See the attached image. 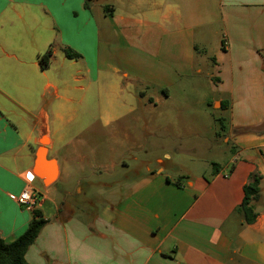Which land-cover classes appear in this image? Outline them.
Wrapping results in <instances>:
<instances>
[{
	"label": "crops",
	"instance_id": "crops-1",
	"mask_svg": "<svg viewBox=\"0 0 264 264\" xmlns=\"http://www.w3.org/2000/svg\"><path fill=\"white\" fill-rule=\"evenodd\" d=\"M207 36L210 62L196 52ZM211 108L226 116L219 131ZM211 131L223 164L179 176L172 159L185 164ZM44 137L57 165L49 186L33 175ZM130 140L159 152L168 170L157 160L107 192L102 178ZM85 172L99 189L93 211L67 201ZM255 176L256 217L246 224L238 208ZM27 186L46 221L28 264H264V0H0L5 243L33 218L16 203Z\"/></svg>",
	"mask_w": 264,
	"mask_h": 264
},
{
	"label": "rangeland",
	"instance_id": "rangeland-1",
	"mask_svg": "<svg viewBox=\"0 0 264 264\" xmlns=\"http://www.w3.org/2000/svg\"><path fill=\"white\" fill-rule=\"evenodd\" d=\"M207 41L202 45L199 42L197 43V54L200 55H206L208 58V62L212 59V48L215 42L214 36H207ZM207 69L203 70L204 73H213L210 63L207 65ZM204 74V75H205ZM210 76V74H209ZM200 78V77H198ZM204 78V77H203ZM206 79H203L202 82H206ZM99 109L95 106H90L89 110H91L92 114H98ZM209 110V109H208ZM211 114V118L214 119H220V117H225V114L220 115V111L214 108H211L208 111ZM215 129L218 130L220 127V124L218 121H213ZM208 140H204L203 144L201 145L202 141L199 142L198 146L195 150V155L192 157H187L188 161H185V164L177 162V159H172L170 162V165L172 168H175L178 170L176 173L180 175H194L199 172H204L205 175H209L210 172L213 170V165L210 162V160L213 159V161L219 163L220 165L223 164L222 161V155L219 154V148H222L223 143L220 140L214 139L213 131L208 132L207 134ZM125 149L123 153L120 155L119 161L116 163L114 172H110L108 176L102 178L103 181L108 182V188L105 189L107 192H111L115 190L114 192H119L120 189H122V186L125 182L132 180L133 178L137 177L138 175L150 171L151 169L155 168L156 161L160 160L165 170H168L169 164L161 159V156L159 152L150 149L148 147L140 149H134L131 140L130 142H125ZM191 158V159H190ZM88 172H85L84 176H86L85 179H83L80 183V185L76 188L72 185L68 186L69 192H71V195L67 198V201H77L78 205L80 206H87L88 209L91 211L97 209L100 205L99 199H98V188L94 185L96 178L88 176ZM177 180L185 179L183 178H176ZM56 187L60 188V186ZM103 191V190H102ZM112 193V192H111ZM38 196V195H37ZM39 198V196H38ZM87 200H92L91 204H87Z\"/></svg>",
	"mask_w": 264,
	"mask_h": 264
},
{
	"label": "trees",
	"instance_id": "trees-1",
	"mask_svg": "<svg viewBox=\"0 0 264 264\" xmlns=\"http://www.w3.org/2000/svg\"><path fill=\"white\" fill-rule=\"evenodd\" d=\"M88 1L90 0H85V6H87ZM63 53L68 59H75L79 57L78 54L70 49H64ZM48 57L49 52H46L39 57V63L42 68L48 65ZM216 121L219 122L220 120L217 119ZM258 183L259 178L255 176L253 181L246 185L243 189V199L238 210L241 212L243 220L246 224H252L255 221L256 216L250 202L258 198ZM32 215L33 218L27 229L16 240L10 243H5L0 237V264H28L24 258L25 252L34 242L40 229L46 223V221L41 218L39 212L33 211Z\"/></svg>",
	"mask_w": 264,
	"mask_h": 264
},
{
	"label": "water",
	"instance_id": "water-1",
	"mask_svg": "<svg viewBox=\"0 0 264 264\" xmlns=\"http://www.w3.org/2000/svg\"><path fill=\"white\" fill-rule=\"evenodd\" d=\"M44 138L41 139V146L37 149L35 154L33 175L40 179L44 186H49L56 180L57 165L55 160L48 159L46 156L44 145L47 142L42 141Z\"/></svg>",
	"mask_w": 264,
	"mask_h": 264
},
{
	"label": "built area",
	"instance_id": "built-area-1",
	"mask_svg": "<svg viewBox=\"0 0 264 264\" xmlns=\"http://www.w3.org/2000/svg\"><path fill=\"white\" fill-rule=\"evenodd\" d=\"M39 200L36 191L32 187H25L16 198V203L21 208L33 212Z\"/></svg>",
	"mask_w": 264,
	"mask_h": 264
},
{
	"label": "bare ground",
	"instance_id": "bare-ground-1",
	"mask_svg": "<svg viewBox=\"0 0 264 264\" xmlns=\"http://www.w3.org/2000/svg\"><path fill=\"white\" fill-rule=\"evenodd\" d=\"M42 141H44V142H47V139H46V138H44Z\"/></svg>",
	"mask_w": 264,
	"mask_h": 264
}]
</instances>
